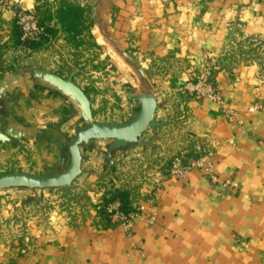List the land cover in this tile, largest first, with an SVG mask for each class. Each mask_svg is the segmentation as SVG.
Returning a JSON list of instances; mask_svg holds the SVG:
<instances>
[{
  "label": "rangeland",
  "instance_id": "1",
  "mask_svg": "<svg viewBox=\"0 0 264 264\" xmlns=\"http://www.w3.org/2000/svg\"><path fill=\"white\" fill-rule=\"evenodd\" d=\"M0 5L13 20L6 28L10 41L0 43V78L2 70L28 72L25 85L0 98V133L6 135L0 136V175L64 171L79 129L90 122L131 121L141 109L133 99L140 94L156 97L159 121L192 100L217 104L225 117L221 104L202 95L208 85L237 113L235 121L225 117L231 123L241 127V113L264 112V97L239 109L221 85L234 69L252 66L256 89L264 95V0H0ZM56 77L75 92L60 88ZM259 105L263 108L250 109ZM147 129L142 142L149 139ZM201 139L203 146L211 145ZM142 142L123 156L119 147L109 152L110 138L81 145L82 170L69 186L0 188V247L19 244L55 221L80 224L92 211L106 214L92 196L110 191L112 181L131 199L146 196L162 169L150 164L153 148Z\"/></svg>",
  "mask_w": 264,
  "mask_h": 264
},
{
  "label": "crops",
  "instance_id": "2",
  "mask_svg": "<svg viewBox=\"0 0 264 264\" xmlns=\"http://www.w3.org/2000/svg\"><path fill=\"white\" fill-rule=\"evenodd\" d=\"M5 8L0 5V43L11 39L6 28L13 20ZM1 74L0 98L28 79L22 68ZM254 75L252 66H243L221 81L227 99L239 109L264 97L256 89ZM185 104L178 105L186 107L181 109L184 114L179 111L165 121L156 119L157 107L154 126L148 127L149 139L143 141L153 148L150 164L157 163L156 168L163 171L171 154L191 156L194 140L205 138L215 151L218 183L194 169L185 180H164L156 198L151 189L135 200L123 193L118 180L112 181L110 191L93 194L96 207L105 210L107 203L119 201L125 211L148 214L156 206L155 222L139 218L130 238L120 221L95 211L80 224L55 221L19 244L1 246L0 264H264V112L241 113L244 124L240 127L229 122L211 101ZM188 132L193 133L192 140ZM129 148L117 150L123 156ZM92 152L97 153L94 148ZM224 179L231 186H223Z\"/></svg>",
  "mask_w": 264,
  "mask_h": 264
},
{
  "label": "water",
  "instance_id": "3",
  "mask_svg": "<svg viewBox=\"0 0 264 264\" xmlns=\"http://www.w3.org/2000/svg\"><path fill=\"white\" fill-rule=\"evenodd\" d=\"M55 79L62 87L75 92L74 86L68 81L58 77ZM133 99L140 101L141 109L131 121L124 124L90 122L79 129L69 143L71 161L64 171L53 175H36L25 172L5 173L0 175V188L16 185L34 189L69 186L82 170L81 145L88 144L91 139L110 138L113 140L109 147L110 152L118 147H131L140 143L144 131L153 125L158 102L156 97L150 93L136 95Z\"/></svg>",
  "mask_w": 264,
  "mask_h": 264
},
{
  "label": "built area",
  "instance_id": "4",
  "mask_svg": "<svg viewBox=\"0 0 264 264\" xmlns=\"http://www.w3.org/2000/svg\"><path fill=\"white\" fill-rule=\"evenodd\" d=\"M202 95L218 102L222 106V111L225 117L229 121H235L237 118V113L227 106L223 97L215 91V89L208 85V87L203 90ZM263 108L262 105L252 106L251 110H256ZM241 122V121H239ZM195 145L192 149L191 156H185L184 154H175L167 164V167L158 174L155 178V184L151 190L154 192V198H156V193L161 186L162 182L166 179H178L185 180L188 174L194 170H200L204 177L208 178L211 183H218L220 181V176L215 170V160L214 148L211 146H203L200 144V140H194ZM223 186H231V181L224 179L222 181ZM105 211L108 218L111 221H120L125 234L128 237L133 236L134 226L139 218L146 217L150 223H154L156 219L157 208L156 206H151L148 214H144L142 210L135 211H125L119 201H112L105 205Z\"/></svg>",
  "mask_w": 264,
  "mask_h": 264
},
{
  "label": "trees",
  "instance_id": "5",
  "mask_svg": "<svg viewBox=\"0 0 264 264\" xmlns=\"http://www.w3.org/2000/svg\"><path fill=\"white\" fill-rule=\"evenodd\" d=\"M122 208L124 209V207L122 206Z\"/></svg>",
  "mask_w": 264,
  "mask_h": 264
}]
</instances>
